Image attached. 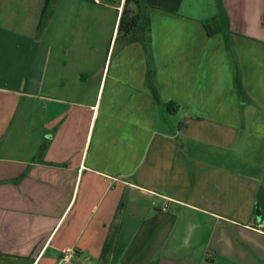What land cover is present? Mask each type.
<instances>
[{"label":"crops","instance_id":"1","mask_svg":"<svg viewBox=\"0 0 264 264\" xmlns=\"http://www.w3.org/2000/svg\"><path fill=\"white\" fill-rule=\"evenodd\" d=\"M140 1L173 119L125 0H0V264H264V0Z\"/></svg>","mask_w":264,"mask_h":264},{"label":"trees","instance_id":"2","mask_svg":"<svg viewBox=\"0 0 264 264\" xmlns=\"http://www.w3.org/2000/svg\"><path fill=\"white\" fill-rule=\"evenodd\" d=\"M131 2H134L137 7V13L135 15L134 14L132 15L130 9L128 8L129 7L128 5ZM146 7L147 5H145L140 0H125L119 20L117 38L119 37L120 32L122 31L124 34L128 36L129 41L141 42L146 56V66H147L146 85L149 87L157 103H159L161 102V99L159 96V87L156 80L155 61H154L152 45H151L150 19L149 16L146 14ZM222 11L224 13V10ZM205 26L209 34H213L218 31H223L225 33L227 46H229L228 49L235 64V73H234L235 85L237 87V90L241 94L242 91H244L241 84V70L239 68L235 52L233 51L232 48V42L229 41V38L227 36L228 33L231 34V30L229 29V27L226 26L218 27L207 23H205Z\"/></svg>","mask_w":264,"mask_h":264},{"label":"rangeland","instance_id":"3","mask_svg":"<svg viewBox=\"0 0 264 264\" xmlns=\"http://www.w3.org/2000/svg\"><path fill=\"white\" fill-rule=\"evenodd\" d=\"M129 7H131L132 9H136L135 7H136V5H135V3L134 2H131L130 4H129ZM123 34V32L121 31L120 32V35H119V39L118 40H120V36ZM231 34H229L228 33V38H229V41L231 42L232 41V36H230ZM225 38H226V36H225ZM118 45V44H117ZM155 69L157 70V65L155 64ZM50 103V102H49ZM170 103L169 102H163V101H161V102H159V103H157V105H158V107L159 108H161V109H164V111H165V114H166V116L164 117L165 119L166 118H171V119H173V116L175 115V114H173L172 112H173V110H174V107H172V105H169ZM175 119V118H174ZM257 264H263V262L262 261H260V260H257Z\"/></svg>","mask_w":264,"mask_h":264},{"label":"built area","instance_id":"4","mask_svg":"<svg viewBox=\"0 0 264 264\" xmlns=\"http://www.w3.org/2000/svg\"><path fill=\"white\" fill-rule=\"evenodd\" d=\"M74 254L73 247H67L63 250L62 256L58 262V264H62L63 262L70 261Z\"/></svg>","mask_w":264,"mask_h":264}]
</instances>
